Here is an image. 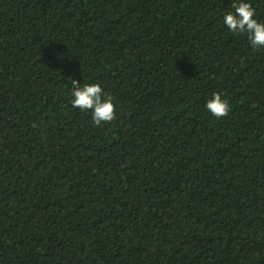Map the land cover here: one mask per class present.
Here are the masks:
<instances>
[{
  "label": "trees",
  "instance_id": "trees-1",
  "mask_svg": "<svg viewBox=\"0 0 264 264\" xmlns=\"http://www.w3.org/2000/svg\"><path fill=\"white\" fill-rule=\"evenodd\" d=\"M238 2L0 0V264H264V47L224 24Z\"/></svg>",
  "mask_w": 264,
  "mask_h": 264
},
{
  "label": "clouds",
  "instance_id": "clouds-1",
  "mask_svg": "<svg viewBox=\"0 0 264 264\" xmlns=\"http://www.w3.org/2000/svg\"><path fill=\"white\" fill-rule=\"evenodd\" d=\"M234 12H227L223 21L227 28L233 33H247L248 40L253 49L264 47V23L254 19L256 10L251 3L239 0L233 3ZM71 105L81 111H92V119L95 125L101 122H111L116 119V106L110 95H105L99 83H85L81 86L76 80H72ZM206 108L217 118L225 117L231 111L227 99H222L218 92L213 93Z\"/></svg>",
  "mask_w": 264,
  "mask_h": 264
}]
</instances>
